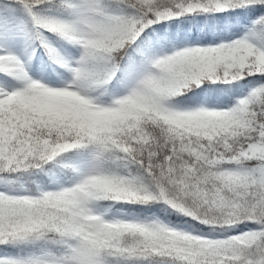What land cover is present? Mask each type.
<instances>
[{
	"label": "snow or ice",
	"instance_id": "obj_1",
	"mask_svg": "<svg viewBox=\"0 0 264 264\" xmlns=\"http://www.w3.org/2000/svg\"><path fill=\"white\" fill-rule=\"evenodd\" d=\"M0 264H264V0H0Z\"/></svg>",
	"mask_w": 264,
	"mask_h": 264
}]
</instances>
